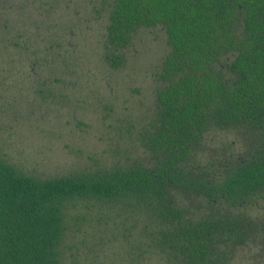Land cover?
<instances>
[{"label": "trees", "instance_id": "1", "mask_svg": "<svg viewBox=\"0 0 264 264\" xmlns=\"http://www.w3.org/2000/svg\"><path fill=\"white\" fill-rule=\"evenodd\" d=\"M110 1L112 49L146 28L169 46L140 156L37 179L0 154V264H264V0ZM76 201L123 219L66 259Z\"/></svg>", "mask_w": 264, "mask_h": 264}, {"label": "rangeland", "instance_id": "2", "mask_svg": "<svg viewBox=\"0 0 264 264\" xmlns=\"http://www.w3.org/2000/svg\"><path fill=\"white\" fill-rule=\"evenodd\" d=\"M110 2L0 0V154L37 179L140 154L131 137L152 113L169 46L161 28H146L112 49L105 41ZM75 205L60 245L66 259L123 219L111 216L105 226L99 203ZM101 247L100 255L113 251L109 243Z\"/></svg>", "mask_w": 264, "mask_h": 264}, {"label": "bare ground", "instance_id": "3", "mask_svg": "<svg viewBox=\"0 0 264 264\" xmlns=\"http://www.w3.org/2000/svg\"><path fill=\"white\" fill-rule=\"evenodd\" d=\"M94 2H95V1H94ZM86 3H87V2H86ZM86 3H84V4H86ZM88 3H89V2H88ZM85 6H86V8L88 7L87 4H86ZM90 6H91V5H90ZM90 8H91V7H90ZM163 33H164V31H163ZM165 43H166V42H165ZM167 47H168V46H167ZM167 49H168V48H167ZM167 49H166V50H167Z\"/></svg>", "mask_w": 264, "mask_h": 264}]
</instances>
